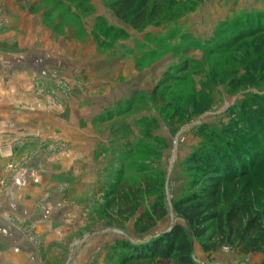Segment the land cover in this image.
Wrapping results in <instances>:
<instances>
[{"label": "rangeland", "instance_id": "obj_1", "mask_svg": "<svg viewBox=\"0 0 264 264\" xmlns=\"http://www.w3.org/2000/svg\"><path fill=\"white\" fill-rule=\"evenodd\" d=\"M113 1L0 0V107L10 92L20 107H97L105 165L115 170L100 179L109 204L96 209L103 217L68 218L65 228L54 227L62 238L43 250L36 224L2 215L33 238L34 264H159L129 258L125 246L175 224L193 240L197 264H261L262 252L222 243L214 222L205 238H196L174 203L206 186L208 168L196 158L213 155L234 167L242 157L240 175L222 182L218 210L227 209L237 181V195L245 186L264 206V0H151L155 15L139 28L115 14ZM32 23L40 24V39L50 42L55 58L41 57L42 75L26 77L29 85L16 92L7 77L21 65L3 52L4 30L22 27L26 41ZM126 192L133 195L123 202ZM162 202L167 214L160 218L155 207ZM149 213L153 223H146Z\"/></svg>", "mask_w": 264, "mask_h": 264}, {"label": "crops", "instance_id": "obj_2", "mask_svg": "<svg viewBox=\"0 0 264 264\" xmlns=\"http://www.w3.org/2000/svg\"><path fill=\"white\" fill-rule=\"evenodd\" d=\"M38 23L27 27L26 41L22 27L4 30L7 46L1 50L21 65L7 77L15 81L16 92L24 83L29 85L27 80H34V75H42L38 72L41 57L46 61L55 58L50 42L40 39ZM29 49L32 54H25ZM29 63L30 69L25 67ZM26 77L29 79L24 81ZM13 94L0 107V264H34L33 238L8 221L2 211L23 223L36 224L43 250L62 238L55 230L68 218L103 217L96 209L109 204L102 197L105 185L100 179L114 169L105 165L107 139L95 129L101 120L94 112L97 107H20ZM110 164L115 166V161Z\"/></svg>", "mask_w": 264, "mask_h": 264}, {"label": "trees", "instance_id": "obj_3", "mask_svg": "<svg viewBox=\"0 0 264 264\" xmlns=\"http://www.w3.org/2000/svg\"><path fill=\"white\" fill-rule=\"evenodd\" d=\"M174 1L182 0H172V2ZM111 7L121 20L134 28L144 25L155 15L157 9L156 5H152L151 0H114ZM259 117L260 127L264 130V113ZM255 120L257 121L258 118L255 117ZM210 156L212 158H196L197 161H203L208 168L209 182L201 189L200 193H194L176 200L174 203L176 211L192 227L196 238H205L209 225L214 222L217 224L222 243L234 244L243 253L262 252L264 254V206L262 208L257 206L249 193V189L244 186L237 195L240 183L235 182L233 194L229 196L227 209L218 210V205L223 196L222 182L228 176L235 178L240 175L237 168L241 164L242 157L238 156L237 161L239 163L234 167L232 160L222 162L215 159L213 155ZM199 165L201 167V164ZM148 186L152 190L150 183ZM131 195L133 193L126 192L121 196L122 201H128ZM155 209L159 210L160 218L167 214L163 202ZM131 213L133 212H129V214ZM145 218L146 223H153L156 220V217L150 213ZM128 244L125 247L129 249V258L156 259L159 264H167L168 260H173L176 264H197L193 257V240L180 224L173 225L168 231L145 243L136 244L129 241ZM203 248L205 251L213 249L205 243H203ZM261 264H264V259Z\"/></svg>", "mask_w": 264, "mask_h": 264}]
</instances>
